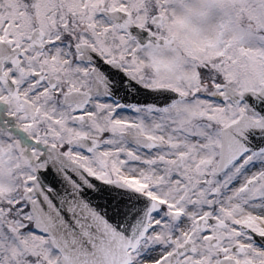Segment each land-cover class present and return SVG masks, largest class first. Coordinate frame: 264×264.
<instances>
[{
	"label": "snow or ice",
	"instance_id": "obj_1",
	"mask_svg": "<svg viewBox=\"0 0 264 264\" xmlns=\"http://www.w3.org/2000/svg\"><path fill=\"white\" fill-rule=\"evenodd\" d=\"M0 264H264V0H0Z\"/></svg>",
	"mask_w": 264,
	"mask_h": 264
}]
</instances>
